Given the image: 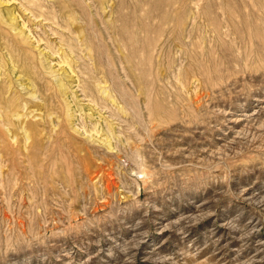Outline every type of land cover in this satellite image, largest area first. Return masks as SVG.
<instances>
[{
    "label": "rangeland",
    "instance_id": "374dc122",
    "mask_svg": "<svg viewBox=\"0 0 264 264\" xmlns=\"http://www.w3.org/2000/svg\"><path fill=\"white\" fill-rule=\"evenodd\" d=\"M2 1L0 264H264V0Z\"/></svg>",
    "mask_w": 264,
    "mask_h": 264
},
{
    "label": "bare ground",
    "instance_id": "6f19581e",
    "mask_svg": "<svg viewBox=\"0 0 264 264\" xmlns=\"http://www.w3.org/2000/svg\"><path fill=\"white\" fill-rule=\"evenodd\" d=\"M3 3V1L2 0H0V4H2ZM9 12V11H8ZM1 13V12H0ZM10 13V12H9ZM11 15V14H10ZM15 23H13V25H14ZM16 25V24H15ZM14 25V26H15ZM17 26V25H16ZM18 29V27L17 28H15V30H17ZM23 41V40H22ZM26 41V40H25ZM65 84L63 83V81L61 82V80L59 81V87L61 88V89H65ZM32 93V92H31ZM10 103H11V101H10Z\"/></svg>",
    "mask_w": 264,
    "mask_h": 264
}]
</instances>
